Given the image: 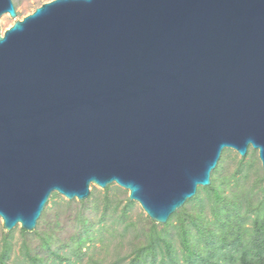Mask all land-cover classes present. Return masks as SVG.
Here are the masks:
<instances>
[{"label": "water", "instance_id": "obj_1", "mask_svg": "<svg viewBox=\"0 0 264 264\" xmlns=\"http://www.w3.org/2000/svg\"><path fill=\"white\" fill-rule=\"evenodd\" d=\"M18 13L0 0V18ZM264 169V0H54L2 34L0 218L129 191L157 224L226 150Z\"/></svg>", "mask_w": 264, "mask_h": 264}, {"label": "rangeland", "instance_id": "obj_2", "mask_svg": "<svg viewBox=\"0 0 264 264\" xmlns=\"http://www.w3.org/2000/svg\"><path fill=\"white\" fill-rule=\"evenodd\" d=\"M52 1L54 0H13L18 17L14 19L5 14L0 18L2 34L5 35L17 21L23 20L42 5ZM240 177L243 179L238 183ZM213 187L220 188L226 197L237 187L241 192L251 194L253 199L261 197L264 169L259 151L250 148L247 156L242 157L234 150H226L221 158L219 170L212 175L211 185L200 187L196 196L207 203L208 193ZM91 189L90 198L82 202L69 201L62 195L54 193L36 230L29 234H24L21 226H17L11 232L6 231L0 218V255L4 250L5 239L9 235L12 245L6 264H36L35 257L40 260L38 264H69L67 260L61 261L53 255V251L58 249L59 254L68 255L73 264L76 257L70 247H75V239L83 235L87 227L90 229L89 237L94 240H88L82 246L83 252L87 253L84 258L85 264H90V260L97 261L98 264H133L141 249L148 247L147 233L150 232L152 220L139 203L130 201L129 191L118 185H110L105 190L92 185ZM198 205V202L186 204L167 224H158L159 231L166 229L173 232L181 227V223H187L191 216L199 212ZM106 206L108 211L105 210ZM115 207L117 209L114 213ZM205 212L212 221L215 220L214 210L209 204ZM84 222H87L86 225ZM193 234H197V231L195 230ZM174 239L181 255L184 249L181 236L176 234ZM158 258L160 259V256Z\"/></svg>", "mask_w": 264, "mask_h": 264}, {"label": "trees", "instance_id": "obj_3", "mask_svg": "<svg viewBox=\"0 0 264 264\" xmlns=\"http://www.w3.org/2000/svg\"><path fill=\"white\" fill-rule=\"evenodd\" d=\"M219 164L216 170H219ZM242 179V177L238 178V183H241ZM211 189L207 203L198 196L187 201L186 204L198 202L199 212L191 216L187 223H181V227L173 232L166 229L159 231L158 224L150 221V232L147 233L148 247L141 249L133 264H264V187L261 197L255 199L246 191L241 192L238 187L227 197L220 188ZM208 204L214 210V221L205 212ZM116 209L117 207L113 209L114 213ZM105 210L108 211V206ZM85 230L83 235L75 239V247H70L76 257L73 264H85L84 258L87 253L83 252L82 246L84 242L94 240L89 237L90 229L87 227ZM195 230L197 234H193ZM22 232L29 234L25 230ZM176 234L181 236L184 246L181 255L176 248L174 239ZM11 250L9 235L5 239L4 250L0 255V264H6ZM58 251H53V255L71 264L70 257L63 256ZM30 257L32 258V255ZM35 259L38 264L40 260L36 257ZM90 264H98V262L90 260Z\"/></svg>", "mask_w": 264, "mask_h": 264}]
</instances>
